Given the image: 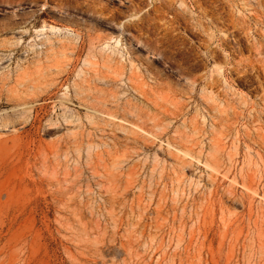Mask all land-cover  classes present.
<instances>
[{"label":"rangeland","instance_id":"obj_1","mask_svg":"<svg viewBox=\"0 0 264 264\" xmlns=\"http://www.w3.org/2000/svg\"><path fill=\"white\" fill-rule=\"evenodd\" d=\"M0 264H264V0H0Z\"/></svg>","mask_w":264,"mask_h":264},{"label":"bare ground","instance_id":"obj_2","mask_svg":"<svg viewBox=\"0 0 264 264\" xmlns=\"http://www.w3.org/2000/svg\"><path fill=\"white\" fill-rule=\"evenodd\" d=\"M52 29H53V27H52ZM44 30V29H43ZM114 40V39H113ZM114 43H115V45L113 46V45H110V43H108L103 49V51H105L106 49H111V53H112V55H121V57H122V54H123V50L121 51V49H120V41L118 40V39H115L114 40ZM112 55H107L108 56V59H111L112 58ZM86 62H87V65L88 66H90L92 63L89 61V60H86ZM59 199V198H58ZM72 199V198H71ZM73 200V199H72ZM69 204H71V203H69ZM71 206V205H70ZM72 213V212H71ZM94 249H95V252L97 251V252H99V247L96 245V247H94Z\"/></svg>","mask_w":264,"mask_h":264}]
</instances>
